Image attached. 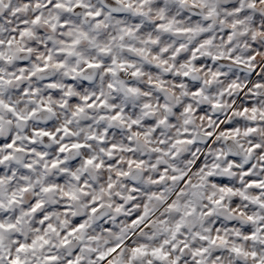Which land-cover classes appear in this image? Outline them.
Listing matches in <instances>:
<instances>
[{
    "label": "clouds",
    "instance_id": "clouds-1",
    "mask_svg": "<svg viewBox=\"0 0 264 264\" xmlns=\"http://www.w3.org/2000/svg\"><path fill=\"white\" fill-rule=\"evenodd\" d=\"M0 264H264V0H0Z\"/></svg>",
    "mask_w": 264,
    "mask_h": 264
}]
</instances>
